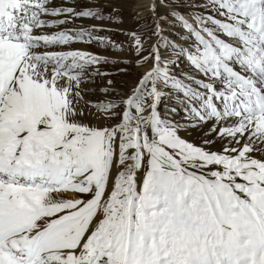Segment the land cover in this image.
Masks as SVG:
<instances>
[{"label": "snow or ice", "instance_id": "obj_1", "mask_svg": "<svg viewBox=\"0 0 264 264\" xmlns=\"http://www.w3.org/2000/svg\"><path fill=\"white\" fill-rule=\"evenodd\" d=\"M140 7L110 61L102 6L0 0V264H264V0Z\"/></svg>", "mask_w": 264, "mask_h": 264}, {"label": "rangeland", "instance_id": "obj_2", "mask_svg": "<svg viewBox=\"0 0 264 264\" xmlns=\"http://www.w3.org/2000/svg\"><path fill=\"white\" fill-rule=\"evenodd\" d=\"M140 1L144 0H79L74 6L77 10L83 9L89 5H100L103 8V15L108 17L112 16L113 19H104V20H96V19H83L90 22L92 25H97L99 28L104 29L102 31L94 32V36L98 37H107L110 38L115 44L119 45L117 48L113 47H103L100 44L99 40H93L91 43L81 42L87 45L91 53L99 54L101 56H106L110 61H123V60H131L135 58V54L131 51L132 40L127 35L130 31H135L138 27L149 24L151 22V17L147 14H144L142 19H137V13L135 11L136 4ZM182 2V0H181ZM180 11H184L183 8ZM166 34L172 33L173 30H180L179 33L182 32V29L179 25H165ZM177 34V32H175ZM123 64H113L109 63L106 65H101L100 70L102 72H109L112 75L105 77L103 79L97 78L95 83L97 85H102L106 82L107 79H113L116 81L117 86H123L125 89L127 88V84H123L122 82L131 81L135 78V71L128 75L117 74L118 69L120 67H124ZM97 99V98H96ZM94 99V100H96ZM177 118H179L177 116Z\"/></svg>", "mask_w": 264, "mask_h": 264}, {"label": "bare ground", "instance_id": "obj_3", "mask_svg": "<svg viewBox=\"0 0 264 264\" xmlns=\"http://www.w3.org/2000/svg\"><path fill=\"white\" fill-rule=\"evenodd\" d=\"M77 1H79V0H66V3L67 4H69V5H74L75 3H77ZM62 2H65V0H55V3H57V4H60V3H62ZM145 2V0L144 1H140V2H138L137 4H136V8H135V11L136 12H143V9L140 7V5L141 4H143ZM146 14V13H145ZM84 26L85 28H88V27H90L92 24L90 23V22H88V21H86V20H82V19H77L75 22H74V24H72V23H70V24H68V25H64V26H62V27H66V28H72V27H75V26ZM95 25V24H94ZM58 29H50V30H48L49 32H52V31H57ZM175 30V29H174ZM173 30V32L171 33L173 36H175L177 39H179V37H180V35H181V33H179V31L180 30H177V31H174ZM175 32H177V34H175ZM66 47H70V48H72V49H80V50H84V51H88V52H91L90 50H89V48L87 47V45L86 44H84V43H81V42H75V43H73V44H71V45H69V46H66ZM102 94L97 90L96 92H95V94L94 95H92L91 96V99H98L100 96H101Z\"/></svg>", "mask_w": 264, "mask_h": 264}]
</instances>
